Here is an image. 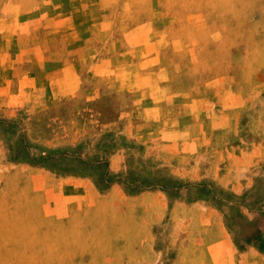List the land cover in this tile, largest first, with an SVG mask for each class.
Masks as SVG:
<instances>
[{
    "label": "rangeland",
    "instance_id": "1",
    "mask_svg": "<svg viewBox=\"0 0 264 264\" xmlns=\"http://www.w3.org/2000/svg\"><path fill=\"white\" fill-rule=\"evenodd\" d=\"M0 264H264V0H0Z\"/></svg>",
    "mask_w": 264,
    "mask_h": 264
}]
</instances>
